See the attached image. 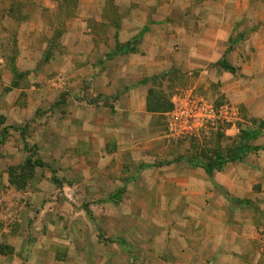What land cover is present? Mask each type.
Segmentation results:
<instances>
[{
    "label": "crops",
    "instance_id": "crops-1",
    "mask_svg": "<svg viewBox=\"0 0 264 264\" xmlns=\"http://www.w3.org/2000/svg\"><path fill=\"white\" fill-rule=\"evenodd\" d=\"M20 1L26 5L28 19L16 21L9 16V8L0 15V32L6 35L11 25L15 27L16 66L32 72L29 79L35 81L34 76L42 86L14 89L5 97L2 112L5 122L14 126L27 124L40 108L48 112L40 131L45 160L67 181L83 180L67 183L66 193L80 185L85 193L108 192L121 177L131 180L125 167L134 159V145L139 142L134 130L139 125L155 128L153 115H147L150 86L145 80L179 68L184 53L189 60L209 65L226 59L237 70L235 101L243 106L242 115L251 119L253 128L264 122V0H73L70 16L62 6L65 0ZM109 9H115L114 20ZM61 17L67 19L61 22ZM146 27L136 46L138 53L107 59L117 44L133 42ZM58 31L62 35L57 40ZM51 48L53 54L44 69L34 73ZM231 77L225 70L217 77L229 97V91H235L227 83ZM3 80L10 86L13 77L5 73ZM22 93L28 99L21 106L17 102ZM85 95L89 99L102 96L105 101L98 102L101 107L97 108ZM61 96L63 104L55 107ZM259 132L249 142L256 151L243 161L227 163L213 177L203 168L183 170L173 162L164 164L168 161L156 166H171L172 186L180 195L176 205L191 210V217L161 224L162 233L156 236L143 221L139 264H264V125ZM16 135L18 139L21 134ZM0 155V161L11 163L8 154ZM8 166L2 164L0 169L5 186ZM184 193L189 194V202H182ZM105 202V209L116 212L112 202L117 201ZM63 204L69 215L68 202ZM100 215L97 222L103 220ZM13 238L22 240L20 236L5 240ZM10 240L14 249L0 254V264H47L51 258L49 247L40 244L23 259ZM113 255L109 252L110 260Z\"/></svg>",
    "mask_w": 264,
    "mask_h": 264
},
{
    "label": "rangeland",
    "instance_id": "rangeland-1",
    "mask_svg": "<svg viewBox=\"0 0 264 264\" xmlns=\"http://www.w3.org/2000/svg\"><path fill=\"white\" fill-rule=\"evenodd\" d=\"M70 1L72 0H65L62 5L67 8L68 13L73 10ZM13 2L25 5L20 0H0L1 16L3 12L7 13ZM25 9L26 5L22 11L25 12ZM109 10L113 19L115 9ZM65 19L60 18L61 22ZM14 28L11 25L6 35L0 32V59H6L0 60V118H5L2 112L4 99L14 90H9L13 81L10 86H5L3 80L5 73L15 79L11 60L12 42L16 36ZM207 64L199 60H189L184 53L179 68L145 80V84L150 86L147 115H153L151 121H155V128L145 129L143 125H139L134 130V136L139 142L134 145V159L130 161L132 163L125 167V173L131 180L126 182L121 177L108 192L85 193L81 191L83 185L76 186L74 192L63 191L67 183L72 185L75 182L82 183L83 180L79 177L78 180L72 178L73 182L67 181L49 164V160H45V144L40 131L44 130L41 126L47 121V111L40 108L35 118L27 124L24 123L25 125H9L4 120V124L0 125V134L4 128H8V133L4 143L0 144V154L5 152L12 159L10 164L0 161V169L2 164L9 165L6 171L9 183L6 186L2 184L3 176L0 172V233L5 231L1 248L6 253L12 252L14 248L7 242L10 239H5L9 236H20L22 240L13 238L10 241L21 250L20 256L23 259L32 247L37 248L41 244L49 247L48 256L51 258L47 259V264H56L55 260L62 264H139L138 250L144 245L141 243L142 232H145L141 225L143 221L150 224V233L156 236L162 233L163 224L191 217V210L182 208L178 203L176 205L180 195L172 186L171 176L174 172L169 168L171 166H156L160 162L168 161L175 163V168L178 169H201L192 167L189 160L196 158L201 163H206L216 153L228 155L236 147L242 131L251 128V119L242 115L243 106L238 100L235 101L238 98L237 70L227 82L235 90L233 93L229 91V97L223 91L224 83L217 80V77L223 75L224 69L219 63ZM45 66V61L41 60L34 73L40 72ZM30 75L32 72L20 78L18 89L25 90L31 86L39 89L42 86L41 81L34 76L32 77L35 81H31ZM86 97L87 95L84 99L88 103L96 102L95 105L104 100L102 96L94 99ZM158 98L172 108L165 112L164 107L156 112L148 111V107L157 109L155 102L159 101ZM27 99L26 93H22L17 104L26 105ZM106 100L108 102L109 99ZM111 103L106 105L111 106ZM61 104L63 96L55 107ZM100 107L98 105L97 108ZM27 125L30 129L26 133L25 141L21 135L17 139L16 134L20 131L10 129V126L24 128ZM192 126H198V131L192 133ZM25 142L29 144L30 152L24 149ZM30 156L45 165L35 169L33 178L23 189H17L9 181L10 169L20 168ZM119 192H122V198L117 203L112 202L113 209H117L112 213L105 209V201L114 198ZM181 195L182 202L190 201L189 194ZM65 201L69 205V215L67 210L61 208ZM101 208L104 211L101 212ZM100 213L103 220L97 222ZM108 250L114 254V260H110ZM53 258L54 262L51 260Z\"/></svg>",
    "mask_w": 264,
    "mask_h": 264
},
{
    "label": "trees",
    "instance_id": "trees-1",
    "mask_svg": "<svg viewBox=\"0 0 264 264\" xmlns=\"http://www.w3.org/2000/svg\"><path fill=\"white\" fill-rule=\"evenodd\" d=\"M68 1V0H66ZM71 2V7L74 8L75 5H73V0L70 1ZM25 5H21L18 4V2H13L12 6L10 7L8 13L9 16L13 19H15L18 22H22L28 19L29 15H27L26 12L22 11V8H24ZM70 13H67V15H69ZM70 16V15H69ZM67 16V17H69ZM148 31V27H146L141 35L137 38H135L133 40V42H130L128 44L125 45H121V44H117L116 48L111 52V54L108 55L109 59H112L114 57H117L119 55H126V54H136L138 53L137 50V44L139 42V40L141 39V37ZM62 35V31H58L55 34V38L58 40ZM55 39V40H56ZM56 42V41H55ZM11 46V45H10ZM54 50V49H53ZM53 50L51 48V50L47 53V55L45 56V63H47L49 60V58L51 57V55L53 54ZM18 55V43H17V39L16 36L14 37V40L12 42V56H11V60H13V65H12V71L14 74L15 79L13 80L11 87H10V91L12 89H18L20 88V78H23L24 76H28L29 73L28 72H21L17 66H16V58ZM219 65L222 67V69H224L225 71H228L230 73H235L236 69L234 67H231L226 59H223L219 62ZM159 100V98H158ZM157 106L156 108H150L148 107V111L150 112H156L157 110L159 111L160 108L164 107V111H169L172 106L170 104H166L164 102H160V100L158 102H155ZM150 105V104H149ZM163 109V108H162ZM4 120L5 118H0V125L4 124ZM264 125V122L261 123L260 127L258 128H248L242 131L241 134V139H240V143L237 147H235L228 155H223L221 153H216L215 157L213 159H210L208 162L206 163H201L198 159H191L189 160V163L194 166V167H200L203 168L205 170V172L207 173V175L209 177H213L214 173L216 171H221L223 169V167L227 164V163H234V162H239V161H243V159L250 153L253 151H256V148L250 146L249 142L257 139V137L260 134V128H262ZM256 127V126H255ZM29 126L27 125L24 128H16L14 126H10V129L15 130V131H20L21 137L24 139L25 141V137H26V133L28 131ZM8 128H4L2 130V133L0 134V144H3L7 135ZM24 149L28 152H30V148H29V144L27 142L24 143ZM164 164H171L170 162L168 163H164ZM44 163L40 160H33V157L30 156L24 163L23 166H21L20 168H11L10 169V176H9V181L12 185H14L17 189H23L25 187V185L27 184V182L33 178L34 172L36 168L39 167H44ZM20 170V172H18ZM122 192H119L118 194H116V196L113 198L114 201H119L122 198ZM0 254H7L0 246Z\"/></svg>",
    "mask_w": 264,
    "mask_h": 264
},
{
    "label": "built area",
    "instance_id": "built-area-1",
    "mask_svg": "<svg viewBox=\"0 0 264 264\" xmlns=\"http://www.w3.org/2000/svg\"><path fill=\"white\" fill-rule=\"evenodd\" d=\"M193 127V126H192ZM191 128V127H190ZM199 127L198 126H194L193 128H191L192 133H194L195 131H198Z\"/></svg>",
    "mask_w": 264,
    "mask_h": 264
}]
</instances>
